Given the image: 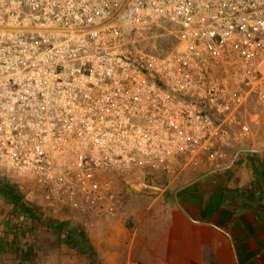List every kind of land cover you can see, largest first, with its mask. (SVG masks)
Listing matches in <instances>:
<instances>
[{
	"label": "built area",
	"instance_id": "1",
	"mask_svg": "<svg viewBox=\"0 0 264 264\" xmlns=\"http://www.w3.org/2000/svg\"><path fill=\"white\" fill-rule=\"evenodd\" d=\"M262 126L264 0H0V175L23 194L85 214L118 204L107 180L223 172Z\"/></svg>",
	"mask_w": 264,
	"mask_h": 264
},
{
	"label": "crops",
	"instance_id": "2",
	"mask_svg": "<svg viewBox=\"0 0 264 264\" xmlns=\"http://www.w3.org/2000/svg\"><path fill=\"white\" fill-rule=\"evenodd\" d=\"M256 145L249 144L247 150H256L233 158L217 174L147 175L170 181L166 200L160 196L156 204L138 209L135 198L126 206L101 199L96 208L87 205V212H100L97 222H84L86 215L74 209L51 207L34 189L24 194V201L61 222H83L99 255L96 264H264V178L246 159L255 155L264 161V147ZM125 219L134 221L131 228ZM87 258L56 256L54 250L48 256H0V264H93Z\"/></svg>",
	"mask_w": 264,
	"mask_h": 264
},
{
	"label": "rangeland",
	"instance_id": "3",
	"mask_svg": "<svg viewBox=\"0 0 264 264\" xmlns=\"http://www.w3.org/2000/svg\"><path fill=\"white\" fill-rule=\"evenodd\" d=\"M170 39L162 40L165 46L170 44ZM254 140L256 148L262 149L264 147V127L254 132ZM260 153V152H259ZM264 155V150L261 151V156ZM245 156L248 161L256 166V172L264 178V161L259 162L256 157ZM144 175V174H143ZM163 176V175H162ZM162 176H142L136 177L126 181H110L108 183H113L115 185L118 194L117 201L123 203L125 206L129 201L138 199L135 206L138 209H142L143 206H150L157 203L158 197H163L166 200L167 196L170 195L169 183L170 181ZM264 184V180L262 179ZM76 183H78L76 181ZM89 183V182H88ZM87 183V184H88ZM105 183L102 180H95L90 182L91 188L94 189L96 184ZM168 190V191H166ZM171 190V189H170ZM94 192V191H93ZM87 197V196H86ZM82 199V196H77L74 198V202L78 203ZM24 200V198H23ZM106 202L107 198H103ZM160 200V198H159ZM90 205L94 207L95 204L100 201L96 200L94 197L89 198ZM50 209V207H48ZM37 214L35 220H28L25 217L20 216L19 213L13 212L10 205H8L5 199L0 195V256H48L55 250L56 256H87L83 254L80 249H74L68 245V238H60L58 229L54 224L62 218H57L52 212L42 213L38 208H36ZM67 211L70 212L69 209ZM139 213V212H137ZM87 218L85 221L97 222L100 212L96 214L95 212H86L83 214ZM95 216V217H94ZM88 219V220H87ZM61 222V221H60ZM65 222L66 221H62ZM72 222V223H71ZM68 223L65 236H68L71 231L74 230H85L87 233V227L84 223L78 221H71ZM132 219H125V224L128 227L133 226ZM21 226V228H20ZM108 238H106L107 240ZM96 256L97 255L96 253ZM87 259H90L89 257ZM97 263V257L94 258ZM89 261V260H88ZM91 261V259H90Z\"/></svg>",
	"mask_w": 264,
	"mask_h": 264
},
{
	"label": "trees",
	"instance_id": "4",
	"mask_svg": "<svg viewBox=\"0 0 264 264\" xmlns=\"http://www.w3.org/2000/svg\"><path fill=\"white\" fill-rule=\"evenodd\" d=\"M0 195L10 205L13 212L19 213L20 216L28 220L36 219V206L33 203H27L23 200L24 194L21 192L18 182L11 181L5 176L0 175ZM54 224L58 229L60 238L67 237L69 246L74 249H80L83 254L88 255L93 264H96L95 260H93L96 258V253L90 245L84 230H74L68 236H65L68 223L56 221Z\"/></svg>",
	"mask_w": 264,
	"mask_h": 264
}]
</instances>
